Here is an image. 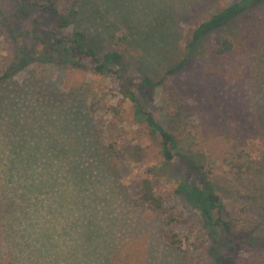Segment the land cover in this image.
Wrapping results in <instances>:
<instances>
[{
    "label": "rangeland",
    "instance_id": "1",
    "mask_svg": "<svg viewBox=\"0 0 264 264\" xmlns=\"http://www.w3.org/2000/svg\"><path fill=\"white\" fill-rule=\"evenodd\" d=\"M233 1L122 2L118 17L140 23L155 18L166 26L127 60L120 72L123 79L142 74L161 79L163 66L181 53L194 27L213 12L211 6ZM20 3L0 0V11L10 15ZM29 5L17 26L23 34L18 41L21 54L0 23V75L18 58L26 62L9 81L0 82L1 261L15 257L19 264H215L200 218L185 197L175 193L176 176L185 167L177 156L162 164L159 140L135 118L132 104L118 92L119 80L94 74L87 61L85 69L29 61L37 50L30 22L38 16ZM40 20L39 30H53ZM255 23L252 14L248 27ZM109 45L99 39L95 43L99 52L111 49ZM205 45L214 47V36ZM203 51L175 80L166 79L167 90H133L163 128L179 135L176 152L209 173L238 247L236 262L229 264H264V248L258 247L264 239V187L258 180L264 172V77L250 82L243 65L222 73L217 89L223 94L216 111H227L222 126L228 138L209 136L218 126L206 130L200 122L205 99L203 84L195 77ZM259 68L264 73L262 63ZM170 91L177 100L169 104ZM9 92L18 95L5 99L2 95ZM4 106L9 113H19L13 127ZM106 139L116 140L118 154L103 167ZM11 142L23 143L21 160L11 157ZM134 145L138 153L130 155ZM28 152L38 157H28ZM143 178L152 180L162 195L161 209L138 204L137 184Z\"/></svg>",
    "mask_w": 264,
    "mask_h": 264
},
{
    "label": "trees",
    "instance_id": "2",
    "mask_svg": "<svg viewBox=\"0 0 264 264\" xmlns=\"http://www.w3.org/2000/svg\"><path fill=\"white\" fill-rule=\"evenodd\" d=\"M28 1L31 0H20V5L10 15H4L0 11L1 26L12 43H18L15 47L17 53L21 54L23 49L22 44L18 42L23 34L17 31V26L26 16L29 3L30 7L35 6L38 14L30 22V38L37 50L29 61L42 64H69L76 69H85L86 65L83 62L87 61L91 64L94 74L110 75L119 80L118 92L132 104L135 118L144 122L150 136L159 140L162 164L169 165L174 156H177L179 165L185 167V171L176 176L175 193L183 195L188 206L200 218L209 241V253L213 254L215 264L236 262L238 247L233 236V226L225 217L224 203L210 180L209 173L204 172L203 166L195 163L190 156L176 152L179 148V135L163 128L141 103L133 89H137L141 94L157 87H161L162 91L167 90L166 79L175 80L191 66L197 53L204 50L202 67L200 72L197 71L198 75H195L203 84L205 99L200 122L206 130H211L210 126L216 124L218 126L214 129L216 134L208 132V135L216 138L225 137L223 139L227 141L228 131L222 126V122L228 115L227 111H216L217 104L221 103L220 96L223 94V90L217 87L223 82L222 73L241 65L244 66V74L249 76L250 82L264 77L263 70L259 68V63L264 66V0H235L221 8L211 6L214 7L213 12L194 27L181 53L174 61L163 66V77L157 81L147 74L139 75L133 80H124L120 72L126 68L128 59L135 58L134 53L139 51L138 48L144 49L147 39L153 36L152 33L163 34L166 26L155 18L140 23L135 19L126 20L118 17V13L122 14V2L169 0H32L34 2L32 4ZM252 14L256 15L257 23L254 24L256 26L248 27L247 23ZM41 18L45 20L44 23L53 25L52 31L39 30ZM66 30L69 32L65 33ZM209 36H214L216 40L214 47L205 45ZM97 39L108 42L111 49L99 52L95 46ZM24 65L26 62L23 57L11 62L0 75V82L9 81ZM211 82L213 83L210 84ZM170 92L169 104L177 100V94ZM9 94L2 96L5 99H14L18 92ZM7 110L8 108L4 106L5 118L14 122L13 124L9 122L13 127L19 122V113L16 115L13 109L12 113ZM109 126L110 124H107L106 128ZM30 134L34 136L33 133ZM106 143L103 148L107 161L102 160L103 167L112 156L117 157L118 154L116 140L106 139ZM21 146L24 148L23 143L12 142L9 146L11 157L16 161L21 160L20 155L23 154ZM61 153H64L63 149ZM137 153V146H132L130 155ZM28 157L38 156L29 153ZM155 168L154 166L149 169L151 174ZM73 170L76 171L75 168ZM258 180L264 187V172ZM136 199L139 205L147 206L149 209L157 210L164 206L162 195L149 179L143 178L138 182ZM258 247L264 248V239ZM224 248L226 252H223ZM16 260L20 262L15 257L2 262L0 257V264H19Z\"/></svg>",
    "mask_w": 264,
    "mask_h": 264
}]
</instances>
